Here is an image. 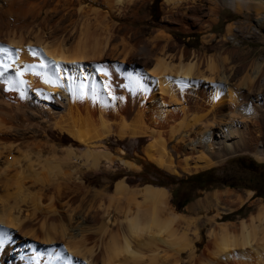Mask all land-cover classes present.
<instances>
[{
    "label": "bare ground",
    "instance_id": "obj_1",
    "mask_svg": "<svg viewBox=\"0 0 264 264\" xmlns=\"http://www.w3.org/2000/svg\"><path fill=\"white\" fill-rule=\"evenodd\" d=\"M148 1L150 0H0V47L9 49L15 61L14 68L8 69L5 77L0 78V264H198L200 261L197 246L202 238V228L193 215L196 207L188 206L185 211L189 213L178 211L172 205L170 190L163 185H130L125 178L120 179L116 182L113 192L108 193V207L94 210L93 225L71 227L70 222L68 225V220L65 221L68 214L65 215L61 211V197L54 203L51 186L37 183L49 179L51 174H61L68 176L71 184L69 187L73 190L78 188V183L81 182V166L98 169L104 161L111 164L122 162L127 168V173L141 170L143 166L124 158V150L116 154L103 147L102 142L111 135L120 139L154 137V140L147 144V159L162 169L177 172L176 160L164 141L165 138H162L163 129H160V126L165 124L164 120L168 119L163 105L166 101L160 102L155 96L156 92L153 94L154 88H150L147 81L151 80V76H157V84L161 85L165 95L168 93L171 96V100L186 104L192 102V96L195 99L198 97L199 99L194 101V108L197 107L199 112V108L204 110V105L208 102L211 107L207 109L212 111L211 114L222 112L227 96L236 102L243 101L244 108H250L249 102L252 100L251 104L254 106L251 112H256L261 120H264V93L260 96L264 90L263 80L258 79L259 83L258 80L255 81L259 91L247 90L248 92L235 95L238 88L232 93L229 84L224 85L228 83L231 74H227V66L225 71L222 70L224 75L219 78L220 73L216 71L218 66L215 67L212 58L207 57L205 62L203 60L205 68L201 70L198 68L201 57L195 50L176 45V52L146 57V45L140 47L142 53L131 49L132 27L129 23L138 18L141 7ZM163 3L169 13L167 16L172 15L173 11L183 16L192 6L197 12L196 8L205 6L203 0H163ZM223 6H230L238 13L243 12L244 8L255 9L259 14L264 12V0H213L212 5L209 4V15L215 14L216 10ZM194 10L191 12L194 13ZM263 14L256 18L260 28L264 26ZM179 19L185 21L184 18ZM119 20L122 22L119 23ZM189 24L192 25L191 22ZM198 28L202 29L204 25H199ZM236 31L240 30L233 23H229L226 36L230 37ZM162 35L167 42H171L168 33ZM3 55L0 53V56ZM115 55L123 57L122 63L124 60L130 64L135 61L137 65L142 66L139 76L129 73L124 64L118 69L117 63L112 61ZM41 60L45 63L50 60L61 62L67 67L72 65L66 62L76 61L81 65L82 72L75 73L79 79H73L72 74H68L59 82L53 83L45 82L43 72L38 67L24 71L26 64L38 65ZM152 65L154 67H151ZM99 67L106 69L107 74H98L96 69ZM17 71H22L23 76H16ZM37 72H41V75H37ZM262 73L264 75V72ZM9 76L17 81L23 79L25 83L13 86L7 79ZM248 77L252 79L251 76ZM260 77L262 78V75ZM122 78L130 81L128 90L118 88ZM81 80L85 83L83 88L79 87ZM101 80L108 85L107 88L101 89ZM242 82L240 83L243 84ZM88 85L94 86L95 91H91ZM256 86L254 84V87ZM148 100L151 101L149 105ZM236 102L234 103L237 104ZM80 104L84 105L82 112L87 116L86 121L82 118L84 116L80 115ZM180 106L182 108L183 105ZM231 106L230 104L228 107L232 109ZM193 110L196 113L195 109ZM112 111L120 115L126 111L128 115L134 114V117L142 116L146 112L151 122L146 125L147 128H136L128 127L125 124L127 121L123 120L125 123L122 121L115 131L111 124L113 120L109 119ZM169 114L168 117H171V113ZM229 114L233 115V112L229 111L228 116ZM121 117L119 116V119ZM181 117L183 115L179 116ZM189 118L192 119L191 122L186 121L184 116L180 128L170 131L173 141L178 133L181 134V129L185 128L172 146L174 150L179 151L181 148L186 153L183 165L185 171L206 168L232 153L244 151V138L247 134L245 129L241 130L240 123H236L237 119L226 126L222 134H216L210 127L213 118L209 119L210 121L203 115L195 116L194 119L190 115ZM176 121L175 124L178 123V120ZM198 122L202 124L197 130ZM94 123L100 126L101 130L96 128L99 131L89 136V126L91 124L92 129ZM224 123L225 121L222 125ZM256 125L258 127L257 123ZM51 126L61 133L63 140L77 141L78 144L85 145V149H74L73 145L64 146L61 156L54 154L44 157V150H54L58 144ZM194 134L201 136L196 138ZM252 134L253 132L250 136ZM258 136L260 145L256 154L258 158L264 159V128ZM248 139L250 140L249 135ZM195 151L199 154L191 158ZM36 187L38 189L34 191ZM252 194L251 190L247 196L228 190H215L204 200H198L196 205L203 211L206 207L215 205L217 216L222 217L223 213L235 210L252 198ZM112 203L120 209V216H114L108 209ZM214 220L216 223L212 227L210 224L211 228L207 230L210 237L208 246L213 257L207 256L208 262L205 264H244L249 258L245 246H257L259 237L264 239V234L259 235L261 232L258 230L264 224L262 201L257 203V211L252 213L249 219H241L238 223L231 220ZM22 239H32L40 244L36 246L37 250H29L30 248H25L24 243H21ZM260 243L262 244L261 241ZM260 255H264V246ZM68 256L71 257L70 260L66 258Z\"/></svg>",
    "mask_w": 264,
    "mask_h": 264
},
{
    "label": "rangeland",
    "instance_id": "obj_2",
    "mask_svg": "<svg viewBox=\"0 0 264 264\" xmlns=\"http://www.w3.org/2000/svg\"><path fill=\"white\" fill-rule=\"evenodd\" d=\"M212 1L213 0H203V3L205 4V6L203 5L200 8H196L198 9V12L194 10L195 8L192 6L191 8L188 9L189 10L188 13L183 15L184 17L181 14H179V12L177 11H173L172 15L167 16L169 13L166 12L165 10V7H164L165 5H163L164 4L163 0L148 1L145 5L141 7L139 11L140 15L138 16V18H136L135 20L129 23V25L132 27V30L130 33L131 49L138 53H142L143 51L142 49H140V47L146 45L147 49L144 52V55L147 57V55H150V56L153 54L159 55V54H164L165 52L173 53V52H176V48H177L176 45L184 46L187 50H195L199 53V56L201 57L199 65L201 67H199L198 65V68L199 69L201 68V70L205 68L204 66L205 60H207L208 58L209 59L212 58L213 63L215 62V67L218 66L216 67V71L217 73L218 72L220 73L218 74H219V78H221V76L224 75L223 71L226 70V66H227V68L230 69V71L227 69V74L229 73L231 74L229 76V80H227L228 83L227 84L224 83V85L226 86L229 84L228 85L230 87L229 90H231L232 93H234L236 89L238 88L237 89L238 91L234 93L235 95L241 94L243 92H248L247 90H249L250 92L259 91V88L257 87L258 86L257 83H259L258 79L263 80L264 82V77H263L264 75L263 73L261 74V72H264V26L260 28L257 24L256 18L262 15L264 12H262V14H259L255 9L246 10V8H244L243 12L238 13L235 10H233L230 6H223V7H219L216 10L215 14L212 13L211 15H209L210 14L209 4L211 6ZM192 9L194 10V13L191 12ZM179 17L184 18L185 21L184 22L180 21ZM206 19H210L211 21L208 22L206 21ZM121 22L122 21L119 20V23ZM190 22L192 23V25L189 24ZM229 23H233L240 31H236L235 34H233L232 36L230 35V37L229 36L227 37L226 36L227 25ZM202 24L204 25V28L199 29L198 26L201 25L202 27L203 26ZM180 26H182L183 30ZM165 32L171 36V42H167L164 36L162 35ZM121 57L122 56H119V55H115L113 57L112 61L115 64L117 63V66H118L117 68L118 69L121 68V66L124 64V68L128 70L129 73H132L133 76H139V72L142 71L143 67L137 65V62L135 61L130 64L129 62L124 60V62L122 63L121 61L123 57L122 58ZM151 67H154V65H152ZM257 75H260V76L262 75V78ZM248 76H251L250 78L252 79H249ZM122 79L124 80L121 81ZM122 79L120 80V82H122L123 84L120 83L121 86H118V88L122 87L124 90H128L127 89L129 88L128 83L130 84V81L127 82V79L126 81H125V78H122ZM155 79H157V76H151V80L149 79L147 81L149 83V87L154 88L153 94L154 92H156L155 93L156 98L159 101L161 100L160 102H163V103L165 101L167 102V103L165 102L163 105H164V109L167 114L166 118L168 119L164 120L165 126L161 124L162 126H160V129H163L162 138L163 139L165 138L164 141L167 143L169 150L171 151V153L173 154L176 160L177 169H178L177 172H170V171H167L166 169H162L158 167L155 163L147 159L146 149L149 143H151L154 140V137L140 136V137H125V138L120 139V137L116 135H111L109 139L104 140L102 142L103 147L108 148L109 150H111L112 152L116 154H119L121 150H124L125 152L124 158L129 159L137 163L138 165L143 166L141 170H135V171H131L127 173L126 171L127 168H125L122 162L116 161L115 163L111 164V163L104 161L101 163V166L98 169L86 168L85 166H81L79 168L81 171V182L78 183L79 187L73 190L69 187V185L71 184L69 182L70 179L68 178V176L66 177L65 175H61V174H54V175L51 174L48 176L49 179H43V181L41 180L37 183L41 182L40 184H44V185L46 184V185L51 186L54 203L56 202V200L58 201L59 196L61 197L60 201L62 202L60 203H62L61 205L63 206L61 211L64 212L65 215L68 214V217H70L68 218L66 215L65 221L68 220L67 223L69 225V222H70L71 227H78L80 225H93L94 221L92 219V214L94 210H97V209L103 210L108 207L109 205L108 193L113 192L116 182L120 179L125 178L126 181L130 185H136L139 183L141 184L157 183V184L163 185L170 190L172 205L178 211L189 213L185 211V209L188 206L193 205L196 207V211H194L193 215L197 219L198 225L199 226L201 225L200 227L202 228V238L197 246L198 254L201 257L198 264H205L206 262H208L206 261L208 257H213L212 251L210 247L208 246V241L210 237L208 236L207 230L211 228L214 223H216L214 219H216L217 221L231 220V221L238 223L240 222L241 219H249L251 214L257 211V203L259 201L264 202V159L258 158L256 154L258 146L260 145L259 139L261 136V135L258 136V134H261L262 128H264V123L263 124H260V123L264 122V120H261V118L258 116V114H256V112L254 111L251 112L253 110L252 107L254 106L252 105L253 103L251 104V102H253L251 99H250L251 102H249L250 108H244L242 104L243 101L236 102L230 99L229 97L227 98V96L225 98L224 110L222 112L219 111L216 115L211 114L212 111L209 112L208 110L210 109L209 107H211L209 102H208L209 104L206 103L208 106L204 105L206 106L204 110L202 108H199L200 109V112H199L197 107L194 108L195 106L194 101L196 99H199L198 97L195 99V97L192 96L194 98V99L192 98L193 99L192 102H189L186 104H182L181 102H178V101L177 103L175 100H171V96L168 95V93H166L165 95L164 91L162 92V89L160 88L161 85L157 84L158 82H156ZM241 81H243L242 82L243 84L240 83ZM254 84L255 86L257 84V86L254 87ZM248 86L251 90L248 88ZM253 87L255 91H252L254 90ZM240 89H243V90H240ZM260 91H262V87ZM263 93H264V90L260 94V96ZM164 95L166 96L165 98L169 99L167 97L169 96L170 99L167 101V99L164 98ZM168 102H170V104ZM234 102H236L237 104H235ZM150 103L151 101L148 100L147 105H149ZM230 104L232 105L231 106L232 109L228 107L230 106ZM177 105L178 106L183 105V106L181 108V106L178 107ZM79 106L82 108V109L80 108V115L84 116L82 118L84 119V121H86L87 116L85 115V112H82V110L84 111L83 109L84 105L80 104ZM176 108L180 110L181 112L178 111ZM192 108L195 109L196 113H202L201 115H203L205 119L211 120L213 118L212 121L209 120L211 123L210 127L216 134H222L226 126H229V124L232 123L235 119L238 120V122L236 120V123H238V125L240 123L241 130H244V129L246 130V128L249 132L252 130L250 133L247 132V130L246 131L244 130V132H246L247 134L246 138L248 139V135L250 138V140L249 139L246 140V138H244L245 145L247 146V147L245 146L244 151L245 150L246 151L245 152L239 151V152L232 153L226 156L223 160L219 161L218 163L208 166L206 168H200L199 170L192 169V171L190 172L185 171L183 169V165H185L184 158L186 157V153H184V151L181 148L179 152V151L174 150L172 147L178 141L179 137L184 132L183 130L185 128L181 129L182 130L180 131L181 134L178 133L177 134L178 137L176 136V138L173 139V141H171L172 132L170 131H174L180 128V125H181V122L184 116L186 117V121L189 120L190 122L192 121V119L189 118L190 115L192 118L195 116L196 117L201 116L199 114L194 113V110ZM205 109L207 111H205ZM229 111L230 113L233 112V115L235 114L236 116L235 115L233 116L232 114H229L230 116H228ZM125 112L126 111H124L123 114L121 115L116 114L113 111L110 112V114L112 113V115L111 117L109 116V119L113 120L111 124L114 130L116 129L115 131L118 130L119 128L118 126L122 124L123 120L125 122L127 121L126 123L124 121L123 122L128 127L135 126L136 128H142L143 126L144 128H147V126L151 122V120L148 119L149 117L147 116L146 112H145L146 115L144 113L142 116L138 115L139 117L138 116L134 117V114L132 116L128 115V113L127 112L125 113ZM169 113H171L172 115L171 117H168L170 116ZM238 114H241L242 116L243 115L244 116L243 117L240 115L238 116ZM114 115L115 116L117 115L118 117L116 116L117 117L116 118ZM122 115L124 116L121 117ZM180 115L181 116L183 115V117L179 118ZM263 115H264V111H263ZM119 116L121 117V119H119ZM145 116L146 118H144ZM257 116L259 119H257ZM206 117H209V118H206ZM126 118L128 120H125ZM221 118L223 121L221 120ZM241 118H242V121H241ZM147 119L149 121H147ZM172 119L174 120L172 121ZM117 120L118 121L121 120V121L118 122ZM176 120H178L179 124L178 123L175 124ZM219 120L222 122H220ZM224 121H225L224 123L225 125L224 124L222 125ZM130 122L131 124H129ZM241 122L243 123L241 124ZM95 123H98V122H95ZM95 123L92 124V127L94 126L95 128L93 127L91 129L90 127L91 124L89 126V130H88L89 132L88 135L90 134L89 136L93 135L95 131L98 132L99 130H101L100 129L101 127L100 126L98 127V125ZM256 123L258 124V127ZM173 124H175L176 126ZM197 124L198 125L196 126L197 127L196 129L198 130L202 122H200V124L198 122ZM163 126L167 128H164ZM260 126H261V130H260ZM96 128L99 130H97ZM50 129L51 130L53 129L52 131L55 133L56 141L58 143L57 144L58 148L56 147V149L54 150H51V149L44 150L43 151L44 157H49L54 154L57 157L61 156L62 154L61 150L64 148V146L67 147V146L73 145L74 149H85V145L78 144L79 142L77 141H74L72 139L68 141L63 140L61 138V133L56 131L54 127L51 126ZM220 130H221V133H220ZM167 131L169 134L167 133ZM252 132L253 134L255 133L254 134L255 136L252 134L251 135L252 137H251L250 134ZM194 136L197 138V137H200L201 135L194 134ZM168 139L169 141H167ZM247 141L250 143H247ZM250 146L252 149L250 148ZM198 154L199 152L195 151L191 154L190 157L191 158L193 156L195 157ZM180 160L182 163L180 162ZM78 165H81V164H78ZM37 187L34 189V191H37L38 189ZM215 190H219V191L228 190L229 192H232V193L238 192V193L243 194L244 196H247L248 191L251 190L253 194H252V198L247 200L241 206L237 207L235 210L227 212V213H223L222 217H218L215 205L209 208L206 207L204 211L203 209H199L196 205L198 200L200 199L204 200L207 195H211L213 192H215ZM53 191L56 193H54ZM65 194L67 196H65ZM56 195H57V198H55ZM64 208L65 209L67 208L66 211ZM108 209L112 212V214H114V216L121 215V211L119 208H116L115 203H112ZM213 217L214 219H212ZM210 224H211V227H210ZM261 228L263 229V231ZM258 230L259 232H261L259 233V235L260 234L263 235L264 234V224ZM20 241L22 244L24 243L23 245L25 248H30L29 250H37L36 246H39L40 244L38 243V241H35L32 239L31 240L22 239ZM260 241L262 242V244L260 243ZM256 243H258L257 246L256 244H252L255 248H253V246L251 245H247L248 247L245 246L246 249L244 247L247 257L249 256V258H247L245 261L246 264H264V255H260L261 248L262 246H264V239L263 238L261 239V237H259V241ZM202 252H204L203 258H202Z\"/></svg>",
    "mask_w": 264,
    "mask_h": 264
},
{
    "label": "snow or ice",
    "instance_id": "obj_3",
    "mask_svg": "<svg viewBox=\"0 0 264 264\" xmlns=\"http://www.w3.org/2000/svg\"><path fill=\"white\" fill-rule=\"evenodd\" d=\"M18 51L19 50H17V52ZM0 53L4 54L3 56H0V69H3V71H0V78H3L5 77V74L8 69L14 68L15 61L12 59L13 54L9 52V49L0 47ZM33 55L35 56L36 53H33ZM10 60L12 61L11 63L8 62ZM66 63L71 64L72 67H67L64 63H61V62L50 60L49 62L45 63V61L41 60L38 65L37 64H26L24 66V71L33 70L38 67L43 72V75L45 77V82H49V81L53 83L59 82L61 79H63L68 74H72L73 79H79V77H77L75 73L82 72L81 65H79L78 62L76 61H71V62H66ZM96 72L101 75L107 74V70L104 69L103 67L97 68ZM36 74L41 75V72H37ZM15 75L22 77L23 72L17 71ZM7 79L9 80V83H11L13 86L23 85L25 83L23 79H20L17 81L11 76L7 77ZM86 79L87 77H85V80ZM100 86H101V89H105L108 87V85L105 84L103 80H101ZM79 87L80 88L85 87L84 80L80 81ZM88 87L90 88L91 91H95L94 86L88 85ZM0 243H2V241H0ZM66 258L69 260L71 259L70 256Z\"/></svg>",
    "mask_w": 264,
    "mask_h": 264
},
{
    "label": "trees",
    "instance_id": "obj_4",
    "mask_svg": "<svg viewBox=\"0 0 264 264\" xmlns=\"http://www.w3.org/2000/svg\"><path fill=\"white\" fill-rule=\"evenodd\" d=\"M182 206H183V204H182Z\"/></svg>",
    "mask_w": 264,
    "mask_h": 264
}]
</instances>
